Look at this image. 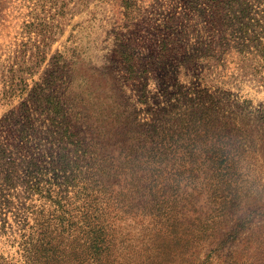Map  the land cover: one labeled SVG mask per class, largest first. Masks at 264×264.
Returning <instances> with one entry per match:
<instances>
[{"label":"rangeland","instance_id":"1","mask_svg":"<svg viewBox=\"0 0 264 264\" xmlns=\"http://www.w3.org/2000/svg\"><path fill=\"white\" fill-rule=\"evenodd\" d=\"M133 1L70 6L60 115L0 101V264H264V0ZM30 4L0 0V64Z\"/></svg>","mask_w":264,"mask_h":264},{"label":"trees","instance_id":"2","mask_svg":"<svg viewBox=\"0 0 264 264\" xmlns=\"http://www.w3.org/2000/svg\"><path fill=\"white\" fill-rule=\"evenodd\" d=\"M93 1L94 0H28V2H31V4L28 5L30 11L25 14V20L20 26V33L23 37V41L20 44L21 47L18 52H14L10 55L7 62H2L0 64V101H2L4 105L11 102L14 98L23 97L27 93L30 95L31 90L34 91L36 102L39 106H46L55 116L61 114L63 111V100L56 95H47L46 93L47 90L53 89L50 80L43 79L41 82L38 81L35 76L38 74L41 66L48 60L53 43L65 34V29L71 20L69 19V12L71 11L70 6L73 5L74 8L84 11L93 4ZM191 1L194 3L193 0ZM188 2L190 1L188 0ZM213 3L219 8L220 2H218V0H214ZM119 5L127 9H132L136 6V3H134L133 0H120ZM219 9H215L213 12L211 9V22L214 24H218L222 20ZM211 27L210 29L215 28V26ZM187 58H189V56H187ZM32 85H34V88H31ZM182 88L184 87L181 86L180 89ZM189 94L190 93H186L188 96ZM22 105L28 106L27 111L29 112L30 107L27 101H24ZM207 111L211 112V109H207ZM225 139L226 138L223 139L222 145L230 144L226 142ZM5 152L4 147L0 144V155H3ZM226 154L227 149L223 151V155L225 156L223 162L227 166H232L230 165L232 160L239 164L236 155H232L231 157V155ZM62 157L61 155V158ZM60 169H63V167L60 166ZM36 170H46V172L43 173L44 179L47 175L52 173L50 167H40L36 165ZM32 190L35 194H38L42 199L47 201L52 200L51 194L53 192H56V194L61 192L60 190L52 189L51 186H37L36 189L34 188ZM95 190L97 191V189ZM52 201L56 205V201ZM51 206H53V204H51ZM47 207L46 203L38 211L40 214L37 215L34 221L35 225H32L33 229H35L38 224L49 221L46 215ZM184 246L185 244L182 243L181 247ZM106 257L110 258V256H105V258ZM116 260L125 262L126 255L122 254L118 259H115V261ZM103 262L104 261H102L101 264Z\"/></svg>","mask_w":264,"mask_h":264}]
</instances>
